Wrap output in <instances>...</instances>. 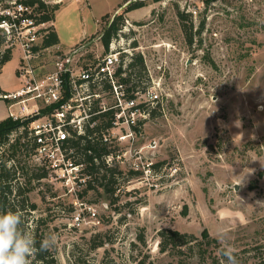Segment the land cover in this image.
I'll return each instance as SVG.
<instances>
[{
    "label": "rangeland",
    "instance_id": "obj_1",
    "mask_svg": "<svg viewBox=\"0 0 264 264\" xmlns=\"http://www.w3.org/2000/svg\"><path fill=\"white\" fill-rule=\"evenodd\" d=\"M46 1L62 4L55 25L64 50L89 34L83 41L87 61L104 54L101 35L126 5ZM144 1L125 15L121 33L124 46L137 43L160 96L134 144L141 151L128 152L117 164L123 173L117 174L114 202L96 183L95 190L84 192L86 184L69 189L50 171L29 193L38 206L29 230L37 226L41 241L57 236L48 251L55 264H224L220 233L227 234L239 264H264V0ZM190 4L198 7L197 15L187 14ZM178 11L186 15L184 23ZM182 24L196 33L192 44ZM44 34L35 41L32 63L46 72L58 50L41 47ZM11 38L13 57L0 74L4 92L22 86L17 68L23 48L17 32ZM7 113L0 98V118ZM123 144L129 147L127 140ZM166 228L197 239L162 252L159 231ZM93 239L105 243L93 248Z\"/></svg>",
    "mask_w": 264,
    "mask_h": 264
},
{
    "label": "built area",
    "instance_id": "obj_2",
    "mask_svg": "<svg viewBox=\"0 0 264 264\" xmlns=\"http://www.w3.org/2000/svg\"><path fill=\"white\" fill-rule=\"evenodd\" d=\"M7 2V6L0 8V15L9 19H3L0 26L8 35L11 30L18 33L23 55L17 74L22 86L0 94V98L7 102L9 117L30 120L27 130L28 136L37 143L35 161L47 166L69 189L85 185L89 177L82 172L84 165L75 164L68 156L73 152L68 148V141L85 135L87 128L95 125L97 116L110 112L114 118L112 126L102 131V138L110 148L117 149L105 156V162L118 164L128 152L139 154L141 150L134 144L138 140L142 120L150 116L144 108H155L160 100L154 82L143 89L138 81L131 91L132 83H126L128 65L132 56L140 53L136 52L139 47L124 46L123 29L111 40L108 48L103 45L104 54L97 55L92 61L86 60L88 47L83 42L67 51L53 46L44 47L51 51L56 48L58 52L52 66L43 72L32 63L37 52L33 48L50 21L37 23L30 16L31 6L23 0ZM187 11L197 15L198 7L190 4ZM126 140L129 147L123 144ZM88 209L95 218L94 208ZM74 220L80 224L82 213L76 210Z\"/></svg>",
    "mask_w": 264,
    "mask_h": 264
},
{
    "label": "trees",
    "instance_id": "obj_3",
    "mask_svg": "<svg viewBox=\"0 0 264 264\" xmlns=\"http://www.w3.org/2000/svg\"><path fill=\"white\" fill-rule=\"evenodd\" d=\"M7 0H0V5ZM32 8L31 17H34L37 23L53 21L55 12L60 8L59 4H48L44 0H23ZM158 1V0H156ZM215 0H207V2ZM125 7L117 14L113 15L107 27L101 35L103 45L108 48L109 43L114 37H117L120 30L126 25L128 18L125 16L130 11L138 9L146 5L144 0H125ZM191 15L190 13H187ZM181 22L185 19V14L178 11ZM106 17L108 14L105 15ZM3 19H9L7 16L0 15V23ZM183 30L186 34V39L189 44L194 41L196 33H202L204 21L200 23L196 33H188L185 24ZM45 34L42 38L41 47H51L59 43V37L52 26L43 30ZM14 31L11 30L8 35L5 28L0 26V74L4 65L13 57L14 45L12 36ZM9 38V39H8ZM132 46H137L134 41ZM39 46H34V50ZM128 75L126 83L136 86L137 82L141 83L144 89L150 85L148 72L144 56L141 53H136L132 56V60L128 65ZM136 80V83H135ZM4 93L0 86V94ZM159 105V104H157ZM149 108L145 106V111L150 113V117L157 112V106ZM113 114L103 113L95 118V125L88 127L86 134L77 138H72L68 141V148H72L73 152L69 154L75 164H83V173L89 179L86 181L87 190H95L98 186L103 188L106 195L114 202L115 183L117 182V174L121 175L123 170L116 165H108L105 162V156L115 151L117 147L110 148V145L103 141L102 131L112 126ZM145 119L142 120V123ZM30 120H14L11 117H6L0 120V210H20L24 213V218L28 228H31V215L33 211L38 209L36 202L31 201L29 193L34 189V183L48 176L50 169L47 166L39 164L34 159L37 143L34 138L28 136V124ZM131 174L140 173L136 170H129ZM20 178L24 179L21 180ZM98 186H96V184ZM83 195V193H82ZM38 227L33 229V235L36 240V247L39 249L41 240L37 236ZM160 235V250L162 252L180 249L184 245H191L195 241L196 236L186 232H181L174 229H162ZM204 237L208 238L209 233L205 230ZM140 242L145 243V236H138ZM104 240L93 239L92 247L98 248L104 245ZM33 264H55L54 256L48 257V251H38Z\"/></svg>",
    "mask_w": 264,
    "mask_h": 264
},
{
    "label": "clouds",
    "instance_id": "obj_4",
    "mask_svg": "<svg viewBox=\"0 0 264 264\" xmlns=\"http://www.w3.org/2000/svg\"><path fill=\"white\" fill-rule=\"evenodd\" d=\"M218 239L225 244L220 249L224 264H239L235 249L226 244L227 234L220 233ZM56 244L57 236L50 234L42 239L37 249L24 213L20 210H0V264H33L38 251H50Z\"/></svg>",
    "mask_w": 264,
    "mask_h": 264
},
{
    "label": "crops",
    "instance_id": "obj_5",
    "mask_svg": "<svg viewBox=\"0 0 264 264\" xmlns=\"http://www.w3.org/2000/svg\"><path fill=\"white\" fill-rule=\"evenodd\" d=\"M58 3H60V2H62L63 0H56ZM66 1V0H65ZM62 5V4H61ZM60 5V6H61ZM136 10V9H135ZM58 11V10H57ZM132 11H130L129 13H131ZM57 13V12H56ZM52 24H53V27L55 28V30H56V32H57V34H58V37H59V43L58 44H56V45H53V47H57V48H60V50L61 51H67L68 49H65L64 50V48H63V46H62V43H61V38H60V34H59V32L57 31V29H56V25H55V19L52 21ZM89 34H87L86 36H81L79 39H77L75 42L76 43H78V42H83L84 41V39L88 36ZM66 46V45H65ZM2 88V87H1ZM3 89V88H2ZM3 90H5V89H3ZM5 92H9V91H5ZM11 92V91H10ZM6 117H8V113L7 114H5L3 117H1L0 118V120H2V119H4V118H6Z\"/></svg>",
    "mask_w": 264,
    "mask_h": 264
}]
</instances>
